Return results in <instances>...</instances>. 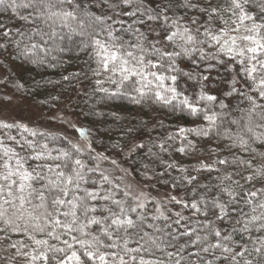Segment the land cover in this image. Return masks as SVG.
Here are the masks:
<instances>
[{
	"label": "snow or ice",
	"instance_id": "obj_1",
	"mask_svg": "<svg viewBox=\"0 0 264 264\" xmlns=\"http://www.w3.org/2000/svg\"><path fill=\"white\" fill-rule=\"evenodd\" d=\"M0 57L75 61L62 81L78 95L194 118L98 150L62 115L75 137L11 115L31 93L0 79L8 264H264V0H0Z\"/></svg>",
	"mask_w": 264,
	"mask_h": 264
},
{
	"label": "trees",
	"instance_id": "obj_2",
	"mask_svg": "<svg viewBox=\"0 0 264 264\" xmlns=\"http://www.w3.org/2000/svg\"><path fill=\"white\" fill-rule=\"evenodd\" d=\"M5 23L8 21L5 20ZM0 59L4 60V63L0 64V69L6 74V79L10 82L18 80L24 83L31 93L16 94L34 102L40 110L51 113L68 98H74V101L71 102L74 112L81 117L82 127L92 129L94 137L97 138L98 150H103L105 145L120 140L121 131L128 128L134 129L132 135L148 142L149 140L163 139L168 133L175 131L180 126L189 127L194 120L187 113H173L158 105L141 109L138 106L128 104L127 101L97 103L95 98H89L88 95H78L72 87L62 81V77L68 72L77 70L75 61L71 67L65 69L61 67L36 68L29 64H24L21 67L22 62L20 60H14L11 57H0ZM12 67H17L18 70L13 71ZM46 81H53L54 83L46 84ZM56 81H61V83H55ZM9 86L13 89L11 83ZM189 87L191 89V85ZM54 97H59V100L54 99ZM116 104H124L126 108L117 109ZM113 111H119L124 119L121 121L114 120L111 116ZM97 112H102L103 115H96ZM160 121H163V126H160ZM142 122H147L146 126H142ZM179 157L178 153H174V159L180 160ZM143 159L144 162H149L146 157ZM165 159L168 157L165 156ZM15 239L16 237H13V240Z\"/></svg>",
	"mask_w": 264,
	"mask_h": 264
},
{
	"label": "rangeland",
	"instance_id": "obj_3",
	"mask_svg": "<svg viewBox=\"0 0 264 264\" xmlns=\"http://www.w3.org/2000/svg\"><path fill=\"white\" fill-rule=\"evenodd\" d=\"M13 71H17V67H12ZM0 79H6V74L0 69ZM14 92V89H11L10 86L5 88L4 84H0V95L9 94L11 95ZM74 98H68L67 101L60 104L53 112H45L40 110V108L32 101L22 98L17 94L13 95L12 107L9 109V112L13 116L23 117L26 120L31 119L35 123H39L41 126H46L51 131L63 132L66 135L70 134L75 137L77 134L74 130L67 127V125L61 124L57 120H49L50 117L56 115H62L64 119L75 123L78 126H82L81 117L74 112L73 102ZM9 112H5V115H8ZM192 125V124H191ZM190 125V126H191ZM189 126V127H190ZM180 161L185 165L192 163L194 161L189 158L179 157ZM13 251L8 248V241L0 239V264H8L7 257H11ZM13 264H20L19 260L13 261Z\"/></svg>",
	"mask_w": 264,
	"mask_h": 264
}]
</instances>
